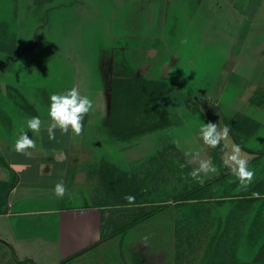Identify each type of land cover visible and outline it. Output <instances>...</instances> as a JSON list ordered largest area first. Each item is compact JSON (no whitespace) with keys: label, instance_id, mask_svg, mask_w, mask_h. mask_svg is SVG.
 Segmentation results:
<instances>
[{"label":"crops","instance_id":"obj_1","mask_svg":"<svg viewBox=\"0 0 264 264\" xmlns=\"http://www.w3.org/2000/svg\"><path fill=\"white\" fill-rule=\"evenodd\" d=\"M14 1L19 2L20 0ZM100 1L113 6V12H116L118 17H120L122 9L131 11L133 3L144 4L145 12H143L144 7H142L145 20L143 40L136 44L133 43L132 46L128 45L124 49L131 67L138 76L149 80L166 81L172 86V90L161 101L162 107L168 113L171 125L164 130L141 136L143 139L141 137L124 140L108 138L107 123L110 108L107 110V104L110 105L112 92L113 60L116 52L122 47L101 48L102 54L100 55L103 57V61L100 59V70L97 67V53L92 54L93 71L87 65L77 70H71L67 66L55 65L52 67L51 63L49 65V69L54 73L53 76L56 74V79L48 80L49 90L47 89L48 84L43 83L40 92H49L50 97L53 94H62L72 87H77L82 95H87L94 101V109L85 116L83 131L80 136H75L72 133L61 135L57 129L56 140L50 141L47 133V127L51 123L48 117V109L29 108L27 111L21 109L17 103L24 105V102L16 90H12V97L9 96L17 104L16 107L13 108L6 99L12 110L5 107L7 102L0 97V106L4 110H0V148L1 154L7 162L6 166L0 162V187H4L2 185L10 186L6 199H2L0 202V264H58V260L66 257L57 248L59 240L63 238H58L55 229H48L47 233L40 234L36 231L38 227L44 225L46 227L54 225L55 227L54 219L56 216L61 217L62 214L71 210L50 207L49 202L57 199L54 188L58 181H63L67 189L66 195L74 197L75 201L79 203L71 211L80 218L81 216L84 218L85 213L91 218L89 227L85 225L78 229L70 228L68 233H65V238L67 236L78 239L84 238L89 243L90 232L93 233V236L97 235L96 226L99 224V207H93L89 204L93 199L98 200L97 188L100 186L106 188L103 181L104 177L101 174V169L108 166L105 163H110L108 167L112 169L116 179L122 180L121 184H114V186H117L118 189H126L127 187L128 189H123L124 194H134L139 192V184L131 183V181H138L144 177L146 180L152 173L168 168L166 164H171L169 166L173 167L175 164L188 163L190 155L186 157L184 152L189 154L199 152L200 159H209L217 167L218 172L215 174H201L200 179L204 183L224 177L213 186L199 192L189 202L178 203L176 202L177 199L175 200L176 205L185 204L193 211L192 216L194 218L191 220L192 225L188 230L196 231L200 233V236L211 237L216 229L215 225L216 227L218 225V231H216L220 235L225 234L229 237L232 232L239 233V228L243 227L246 237L252 234L250 229L253 219L246 224L243 218H229L228 212L231 211L230 206L234 203L235 206L248 204L237 198L250 197L253 192L264 194V190L260 192L255 190L259 187L264 188V177L258 179L256 172L260 165L264 166V154L257 158L258 153L253 152L251 153L253 157L248 158L249 160L255 159L254 163L249 164V169L255 172V177L247 190H244L241 188L238 179L227 173L230 170L223 164L224 154L231 148V143L227 144L225 141L220 147L211 149L202 145V141L197 138L162 136L161 138L147 139L146 137L162 135L159 134L162 132L188 130L191 125L188 122L192 119L189 110L190 108H200L198 107L199 103L209 107L210 113L216 115L214 120L222 119L224 125L227 126L229 121L239 123L237 126L239 134L247 138L255 134L258 130V122L254 121L253 116L250 115L258 112L264 113V0ZM34 2L35 0H30V5L28 4L29 6L23 9L24 12L34 14ZM190 2L192 5H189ZM72 3H77L75 11L82 15L91 11L93 13L103 11L100 8V3L90 0H50L46 8L48 12L53 11L56 14L58 10L62 9L63 4ZM27 18L30 21V16ZM110 18H113L112 15ZM146 20H148L147 26ZM16 21L17 25L23 24V18L19 15L18 18L16 17ZM1 23L2 21L0 22L2 33L5 27ZM37 31L34 29L30 32H24V35H35ZM38 43L32 42L37 46ZM22 48H24L23 55H26L27 58H19L20 55H16L11 63L10 57L7 56L9 57L8 61H0V72L6 71L11 65L18 64L22 60L30 64L29 73L31 70L34 71L33 67L37 61L42 64L39 66L42 70L46 68L44 52L33 62L34 56L40 51L35 46ZM48 50L55 53L56 47H50ZM106 50H108L107 53H105ZM53 53L47 52V55L51 56ZM207 53H212V57L209 60H202L203 57L207 56ZM58 56L60 55H55V58ZM202 67L209 70L210 73H212V68H219L215 73H212L210 79L214 82L212 86L214 91L205 92L199 86L206 81L203 74L198 76L202 72ZM18 73L21 74L17 69ZM232 82L241 83L240 90L234 89L235 92L231 94L235 98H240V106L234 107L229 103L227 111L232 116L229 119L224 116V113L220 114L219 106L224 101L228 84ZM197 83L198 85H196ZM187 85H194L196 92L191 90L186 95L184 88ZM15 86L18 87L16 84ZM19 91L20 88L18 87V93L22 95ZM178 91L180 94H177ZM172 94H174L173 98L169 99ZM24 99L33 100L31 96ZM184 101L187 103H183ZM173 102L174 113L168 107ZM250 105L252 112L248 115L244 114L246 110H249ZM13 114L17 115V118L13 119ZM34 116H38L43 121V127L38 134L29 132V135L36 142V149L32 150L30 156L18 154L14 150L15 140L23 132L28 131L27 120ZM18 117L23 124L17 130L14 121ZM210 120L208 122H212ZM91 131L94 133V139L90 141L88 132ZM230 134L235 142V135L232 130ZM106 141L111 145H118L120 155L108 154L102 150ZM176 141H179V147L175 143ZM89 142H93L94 146L90 145ZM225 144L227 148L224 147ZM140 147H142L140 151H134ZM114 161L124 165L123 167L119 165L118 172H116ZM188 164H190V172L198 167V162ZM178 170L179 168L174 166L173 171L177 172ZM159 177L161 176L159 175ZM13 180L14 183L12 184ZM260 180L262 181L259 182ZM130 183L134 187L130 186ZM203 184L197 182L196 187ZM141 185L142 183L139 187ZM81 191L88 196L86 201L89 202L86 205L78 200V194ZM66 199L64 196L59 201L63 203L66 202ZM162 204L170 203L164 202ZM169 207L162 213L171 211L172 208ZM224 210H226L225 213H218ZM162 213L148 221L157 219ZM176 218L178 224L180 221H184L180 212ZM144 224L146 223L140 224L134 230ZM158 233V230L154 229L148 235L150 234L151 238L157 240L160 236ZM255 234L258 242H264V227H261L260 232L257 230ZM259 236L263 238L261 241H259ZM206 237H199L198 240L207 242ZM195 248L203 249L202 246ZM180 251H185L184 247H181ZM202 254L198 258L202 259ZM134 257L135 255H133Z\"/></svg>","mask_w":264,"mask_h":264},{"label":"rangeland","instance_id":"obj_2","mask_svg":"<svg viewBox=\"0 0 264 264\" xmlns=\"http://www.w3.org/2000/svg\"><path fill=\"white\" fill-rule=\"evenodd\" d=\"M47 1L49 2L50 0H35L33 3L35 13L27 14L23 9L30 5V0H20L19 2L14 0H0V22L2 21L1 24L5 27L2 30V33L0 31V61H8L10 57L9 61L11 62L14 60L13 57L16 55H20L19 58H27L26 55H23L24 48H22L27 46H35V48L40 51L34 56V59L32 60L33 62H35L38 56H42L43 52L44 56L46 55V68L44 70L39 67L42 66V64L37 61L33 67L34 71L31 70L29 73L30 64L27 61L22 60L18 64L11 65V67L8 68L9 71L7 69L4 72H0V97L7 102L5 107L9 110H12L9 103L12 104L13 108L17 106L15 101L10 97H12V90H16L18 92V87L20 88L24 98H28V96L33 98V100H26L30 106L28 108H34L37 110L49 108V92H40V89L43 88L41 87L43 83L48 84V89V80L56 79V74L53 76L54 73L51 69H49L50 63L52 67L55 65L59 67L67 66L71 70H77L80 69V67L87 65L89 69L93 71L94 63L92 62V54L97 53V67L100 70V59L103 61V57L100 55L102 54L101 48L110 49L111 47H122L120 50L125 51L124 48L128 45L132 46L134 45L133 43L136 44L137 42H142L143 40L145 20L142 13L145 12L144 4L133 3L131 11L122 9L120 17H118L117 13L113 12V6H109L108 3H104L100 0L90 1L100 3V8L103 9V11L97 13H93L92 11L90 13L86 12L85 15L75 11L77 8L75 5L77 3L63 4L61 6L62 9L58 10L56 14L53 11L48 12V9L46 8L48 5ZM96 5L98 6V4ZM189 5H192V2H190ZM142 7H144L143 12ZM18 15L23 18V24L19 23V25H17L16 17L18 18ZM111 15L113 18H110ZM27 16H30V21ZM147 21L148 20H146V26L148 25ZM34 29L38 30V33L36 32L35 35H24V32H30ZM32 42H39L38 46L36 44H32ZM53 46L56 47L55 53L48 50ZM107 51L108 50H106L105 53H107ZM47 52H51L53 54L48 56ZM57 54L60 56L55 58V55ZM211 57L212 53H207V56L203 57L202 60H209ZM17 69L22 75L20 73L17 74ZM218 69L217 67L212 68V73H215ZM201 71L202 72L199 73L198 76L203 74V78H205L206 81L199 86L205 92L214 91L212 90L214 82L210 81L212 73L204 67H202ZM17 75L19 79H17ZM136 75L138 76L137 73ZM15 84L18 85V87L15 86ZM194 85H187L184 88L186 95L191 90L195 89ZM196 85H198V83ZM228 85L229 86L226 89L227 93L224 95V101L219 108L220 114L224 113V116L230 119L232 116L229 115L227 111L229 103H231L234 107L240 106V98H235L234 95L231 94L235 92L234 89L240 90L241 83L232 82ZM194 91L196 92V90ZM178 93L180 94V91H178L177 94ZM174 94L170 95L169 99L173 98ZM183 103L187 102L184 101ZM173 105L174 102L168 106L172 113H174ZM198 107L200 108H190L191 111L189 110V114L192 116V119L188 122V124H191L188 130L162 132L159 133L162 135H151L146 138L150 139L161 138L162 136H174L177 138H197L202 141L199 136L200 127L204 123H208L210 119H212L210 121L217 123L221 128L225 126L222 119L214 120V116L216 115L210 113L208 106L199 103ZM108 108H110L109 104H107V110ZM251 108L252 106L250 105L249 110H246L244 114L248 115V113H251ZM0 110H3L1 106ZM26 113L29 114V112ZM250 116H253V120L258 122V130L255 129V134L249 138L239 134L237 129L239 123L236 121H229L230 123L228 124L230 131L232 130V133L238 137V142L241 145L246 158L253 157L251 154L253 152L261 153L262 155L264 154V113L258 112ZM14 118H17V115L13 114V119ZM19 118L20 117L14 121L17 130L18 128H21L23 124L20 122ZM174 118H176V116H174ZM176 123L178 122L176 121ZM88 133L90 141L93 140V131ZM108 138L110 139L109 131ZM235 142L229 133L227 144L231 143L232 145ZM89 144L94 146L93 142H89ZM201 144L204 145L203 141ZM235 144L238 143L236 142ZM118 148H120L118 145H111L106 141L104 142V148L102 150L106 151L108 154L120 155L118 153ZM141 149L142 147L137 148V150L134 151L137 152ZM230 149L231 148H229V151ZM184 153L186 154V152ZM188 156L189 155H186V157ZM5 159L6 158H4L1 154L0 148V162L3 166L7 165ZM105 164L108 166L110 165V163ZM114 164L116 172H118V167L124 166L123 164H119L117 161H114ZM182 164L185 165V167L181 168ZM169 165L171 164H166L168 168L162 171L152 173V175L146 180L144 177L138 181L136 179V181H131V183H138L139 186L140 183H142L141 187L138 186V191L140 193L136 192L134 194H128L141 195L140 201L138 202L139 204L136 205H123V199H121L120 195L116 193V190L120 194L126 195L123 191L128 188H123V190L114 186V184H121L122 180L116 179L115 174L112 172L110 167L106 166L105 169H101V174L102 177H104L103 181L106 188H103L102 186L97 188L96 192L99 198L97 201L93 199L89 204L93 205V207H99V224L96 226L98 229L97 235L93 236V233L90 232L89 243H87L88 241L84 240V238L78 239L74 237L71 238L70 236L65 238V233H68L70 228L78 229L79 227L85 225L89 227L91 223V218L86 216V213L84 218L82 216L80 218L71 211L73 207L77 206L78 202L75 201L74 197L66 194V202L61 203L59 201L60 198L57 197L56 200L49 202L50 207L53 209L65 208L66 210H71L66 212V214H62L61 217L56 216L54 219L55 227L54 225H49L47 227L44 225L43 227H38V230L36 231L40 234L47 233L48 229H55L58 238H63L59 240V244L57 245L58 250L66 255V257L60 259L61 261L88 248L93 242H101L98 248H94L87 253L80 255L70 264H264V242L257 243V240L256 243L253 242L254 235L246 237L244 227L241 229L239 228V233L232 232L233 235L231 233L229 234V237L227 235L225 236V234H219V237L211 249L209 244L213 234L218 228V225L217 227L215 225L216 229L211 237H206V235L200 236V233L196 231L193 232L191 229L190 231L188 230V228L192 225L191 220L194 218L192 216L193 211L185 204L176 205L177 203L175 200L183 193H187L188 191L196 188L197 181L193 180L189 176L190 164L187 162L175 164L173 167H170ZM174 166L179 168L177 172L173 171ZM256 172L258 179L263 178L264 166L260 165ZM159 175L161 177H159ZM106 176L112 180V185L108 183ZM261 181L262 180L259 182ZM11 183L13 184L14 180ZM131 183L130 186H133ZM2 186L4 187H0V202L2 199H6L7 192L10 189L9 185ZM255 190H259L260 192L264 190V188L259 187ZM163 191L164 193L162 194ZM87 197L88 196L85 195L83 191L78 194V200L82 202L83 205L88 204L89 201H86ZM187 201L189 202L191 199ZM164 202L170 203L169 208H172L171 211L162 213L157 219H153L148 222L146 221V224L142 227L140 226V228L135 230L132 228L133 230L131 229L125 234H121L116 238L105 241V238L108 237L114 230L123 228L126 224L130 223L136 215L152 211ZM233 205L230 206L231 211L228 212L229 218H243V220H245L244 223L247 224L252 219H256L258 216L259 218L257 219V222L262 220V223H264V204L263 207H261L260 201H257L254 204L234 205V207ZM225 211L226 210L218 213H225ZM178 212H180L182 217H184V221H180L179 224L176 218ZM261 227L257 226L255 228V232H257V230L260 232ZM153 228L158 230V234L160 235L158 237L159 240L151 238L150 234L148 235V233L154 230ZM199 237H206L207 242L198 240ZM255 238L257 239V236H255ZM261 239L263 238L259 236V241H261ZM196 246H202L203 249H194ZM181 247H184L185 251H180ZM200 252L203 253L202 259L198 258V256L201 255ZM133 255H135L134 258ZM60 260H58V264L61 262Z\"/></svg>","mask_w":264,"mask_h":264},{"label":"trees","instance_id":"obj_3","mask_svg":"<svg viewBox=\"0 0 264 264\" xmlns=\"http://www.w3.org/2000/svg\"><path fill=\"white\" fill-rule=\"evenodd\" d=\"M113 65L114 74L110 98V116L107 123L110 139H131L168 128L171 125V122L167 111L161 105V101L172 90V86L166 81L149 80L145 77L137 76L135 71L131 67L127 53L124 50H118L116 52L113 60ZM17 94H19L20 99L23 100L24 105L19 102L17 104L21 107V109L27 111L29 109L28 107H30L29 104L23 98V96L20 95V93L17 92ZM235 141L239 144L238 137L236 136ZM260 155L262 154L258 153L257 158H259ZM254 162L255 159L250 160L249 164ZM227 173L231 174L230 171H228ZM221 178L224 177L222 176L220 178L207 181L203 185L188 191L187 193L181 195L176 200V202L183 203L189 199H192L194 196L198 195L199 192L206 190L207 188L220 181ZM107 180L108 183L112 185V180H110L108 177ZM116 193L120 195L121 199H123V205H129L128 201L125 199L126 196H129L128 194L122 195L117 190ZM131 196L135 197V202L133 205L139 204L138 202L140 201L141 195L136 194ZM237 199H240L243 202H247L248 204L260 201L261 207H263L264 204V194H260L259 198H253L252 196H250L240 197ZM169 205L170 204H162L152 211L136 215L133 220L130 223L126 224L123 228L114 230L108 237L105 238V241L113 239L121 234L127 233L132 228H135L162 213L166 208L169 207ZM258 218L259 217L257 216L256 219H253L250 229L252 231L251 235H254L253 242L255 243L257 240L255 238V228L257 226H264L262 220L257 222ZM217 231L212 236L211 242L209 244L210 249L213 248L214 243L218 238L219 232ZM100 243L101 242H96L92 244L91 246L78 252L77 254L64 259L59 264H70L80 255H83L88 251L98 247ZM257 243H259L258 240Z\"/></svg>","mask_w":264,"mask_h":264},{"label":"clouds","instance_id":"obj_4","mask_svg":"<svg viewBox=\"0 0 264 264\" xmlns=\"http://www.w3.org/2000/svg\"><path fill=\"white\" fill-rule=\"evenodd\" d=\"M94 109V101L87 95H82L77 87H72L62 94H53L50 96V103L48 108V117L51 123L47 127L48 138L50 141L56 140V130L58 129L61 135L72 133L75 136H80L83 131V121ZM43 127V121L34 116L27 120V130L23 132L14 144V150L21 155L30 156L32 150L36 149L35 140L29 135V132L38 134ZM230 129L227 125L222 128L217 123H204L199 130V136L203 144L211 149H216L222 145L223 142L229 138ZM179 147V141L175 142ZM227 148V145H224ZM190 155L188 163L198 162V167L194 168L189 176L198 183L203 184L204 181L200 179L201 174L208 175L209 173H217L218 169L212 164L209 159H200V153ZM250 160L245 157L243 150L239 144L233 143L230 151H226L223 157V164L227 167L231 174L235 176L241 188L247 190L252 184L255 172L249 169ZM185 165H181V168ZM67 189L63 181H58L55 184L54 194L58 198H63ZM253 198H259L260 194L253 192ZM125 199L129 205L135 202L134 196H126Z\"/></svg>","mask_w":264,"mask_h":264}]
</instances>
